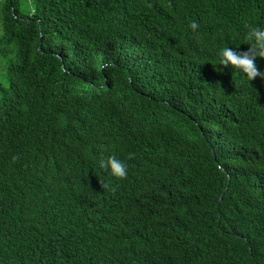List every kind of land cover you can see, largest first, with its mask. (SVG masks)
Masks as SVG:
<instances>
[{
	"label": "trees",
	"instance_id": "1",
	"mask_svg": "<svg viewBox=\"0 0 264 264\" xmlns=\"http://www.w3.org/2000/svg\"><path fill=\"white\" fill-rule=\"evenodd\" d=\"M249 25L264 0H0V264H264V79L217 63Z\"/></svg>",
	"mask_w": 264,
	"mask_h": 264
},
{
	"label": "clouds",
	"instance_id": "2",
	"mask_svg": "<svg viewBox=\"0 0 264 264\" xmlns=\"http://www.w3.org/2000/svg\"><path fill=\"white\" fill-rule=\"evenodd\" d=\"M189 28L193 31L198 29V22L192 21ZM242 41L249 45L246 50H237L229 47V45L222 46L218 50L217 63L231 66L235 71L245 76L247 82L257 76L264 79V70L258 68L256 63L257 57H264V27L249 25L243 33ZM106 167L116 177H126L128 175L126 161L115 154L108 158ZM103 187H106V185H103Z\"/></svg>",
	"mask_w": 264,
	"mask_h": 264
}]
</instances>
